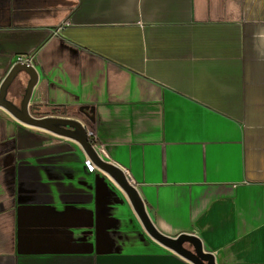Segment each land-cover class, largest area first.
Wrapping results in <instances>:
<instances>
[{
	"label": "crops",
	"instance_id": "crops-1",
	"mask_svg": "<svg viewBox=\"0 0 264 264\" xmlns=\"http://www.w3.org/2000/svg\"><path fill=\"white\" fill-rule=\"evenodd\" d=\"M19 54L34 115L80 121L161 233L264 264V0H0V83ZM86 157L0 107V264H192Z\"/></svg>",
	"mask_w": 264,
	"mask_h": 264
},
{
	"label": "water",
	"instance_id": "water-1",
	"mask_svg": "<svg viewBox=\"0 0 264 264\" xmlns=\"http://www.w3.org/2000/svg\"><path fill=\"white\" fill-rule=\"evenodd\" d=\"M21 74L26 75L27 81L21 100L19 104H16L8 96V92ZM36 82L37 73L33 66L21 63L13 64L0 83V107L27 126L46 130L76 141L94 165L110 176L126 194L144 229L154 240L186 258L192 264H216L213 255L202 250L201 242L197 236L182 233L172 238L164 235L154 226L136 188L128 182L122 169L104 160L97 153L94 145L88 140V133L80 121L63 116L38 117L30 113L29 99ZM81 111L89 119H92V110L81 108Z\"/></svg>",
	"mask_w": 264,
	"mask_h": 264
},
{
	"label": "built area",
	"instance_id": "built-area-1",
	"mask_svg": "<svg viewBox=\"0 0 264 264\" xmlns=\"http://www.w3.org/2000/svg\"><path fill=\"white\" fill-rule=\"evenodd\" d=\"M16 63H21V64H27V65H31L33 66V57L31 55H22V54H19L15 57L14 59V62L13 64H16ZM95 149H96V144H93ZM85 164L86 166L90 169V170H94L96 168V166L94 165V163L92 162V160L89 158V157H86L85 158ZM128 182L131 184V185H134L133 182L130 180L128 174H126L124 172Z\"/></svg>",
	"mask_w": 264,
	"mask_h": 264
},
{
	"label": "flooded vegetation",
	"instance_id": "flooded-vegetation-1",
	"mask_svg": "<svg viewBox=\"0 0 264 264\" xmlns=\"http://www.w3.org/2000/svg\"><path fill=\"white\" fill-rule=\"evenodd\" d=\"M24 88H25V84L21 85V82H20V80L18 79V80H16V81L12 84V86H11L10 89H9L8 94H9L10 97H12V96L10 95V93L13 94L14 92H18L19 97H21L22 94H23ZM12 99H13V98H12ZM19 102H20V100H19V101H16L15 103H16V104H19Z\"/></svg>",
	"mask_w": 264,
	"mask_h": 264
},
{
	"label": "rangeland",
	"instance_id": "rangeland-1",
	"mask_svg": "<svg viewBox=\"0 0 264 264\" xmlns=\"http://www.w3.org/2000/svg\"><path fill=\"white\" fill-rule=\"evenodd\" d=\"M29 111H30V113L32 115L35 114L34 108H29ZM60 114H62V112H61L60 109H57V110H49V113H47V116H61V117L63 116V117H66V114H64V115H60ZM38 117H40V116H38Z\"/></svg>",
	"mask_w": 264,
	"mask_h": 264
},
{
	"label": "trees",
	"instance_id": "trees-1",
	"mask_svg": "<svg viewBox=\"0 0 264 264\" xmlns=\"http://www.w3.org/2000/svg\"><path fill=\"white\" fill-rule=\"evenodd\" d=\"M62 113H66V112L64 110H62ZM88 140L90 141L91 144L97 143V141L91 135H88Z\"/></svg>",
	"mask_w": 264,
	"mask_h": 264
}]
</instances>
